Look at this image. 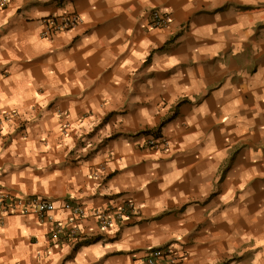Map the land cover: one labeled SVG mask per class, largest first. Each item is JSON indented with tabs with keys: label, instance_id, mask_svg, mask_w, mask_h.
<instances>
[{
	"label": "crops",
	"instance_id": "crops-1",
	"mask_svg": "<svg viewBox=\"0 0 264 264\" xmlns=\"http://www.w3.org/2000/svg\"><path fill=\"white\" fill-rule=\"evenodd\" d=\"M154 9L172 24L152 29ZM77 12L73 31L41 19ZM15 115L8 117L9 113ZM0 191L54 203L1 217L0 264H264V0H7ZM159 130L168 148L145 145ZM77 243L56 244L62 204ZM132 200L120 228L92 217Z\"/></svg>",
	"mask_w": 264,
	"mask_h": 264
},
{
	"label": "built area",
	"instance_id": "built-area-1",
	"mask_svg": "<svg viewBox=\"0 0 264 264\" xmlns=\"http://www.w3.org/2000/svg\"><path fill=\"white\" fill-rule=\"evenodd\" d=\"M7 0H0V6L4 7ZM81 16L73 11L70 13H64L61 15L50 16L41 19V37L50 38L54 35L70 32L75 30L81 23ZM173 22L168 11H162L160 9H154L151 13V21L149 27L152 29H164L169 27ZM15 115L14 112L9 113L7 116L11 117ZM2 136V128L0 126V137ZM145 145L149 149H161L167 150L168 140L165 136L161 135L159 131H153L149 133V139L146 140ZM62 209L70 214V226L67 227L64 223L59 221L53 222L51 228V239L54 243H77L81 237V231L77 221L86 218L87 214L84 208L76 201L71 199L66 200L62 204ZM56 207L53 202L36 195L23 197L9 191H0V229L2 220L1 217L7 214L21 213V214H36L39 222L44 223L46 220L51 219V214L56 211ZM134 211V204L132 200H127L121 205L111 206L105 210H95L92 213L103 230L112 228L120 229L130 219ZM180 256L178 252L171 246L165 248H157L150 250L146 257L144 264H160L161 262L168 261L170 263H176Z\"/></svg>",
	"mask_w": 264,
	"mask_h": 264
},
{
	"label": "rangeland",
	"instance_id": "rangeland-1",
	"mask_svg": "<svg viewBox=\"0 0 264 264\" xmlns=\"http://www.w3.org/2000/svg\"><path fill=\"white\" fill-rule=\"evenodd\" d=\"M155 131H159V130H155ZM153 131H149L148 133H145L147 134V136L149 137V133H152Z\"/></svg>",
	"mask_w": 264,
	"mask_h": 264
}]
</instances>
